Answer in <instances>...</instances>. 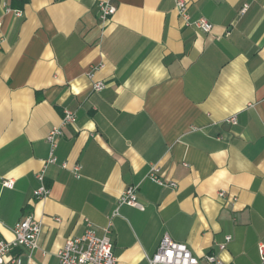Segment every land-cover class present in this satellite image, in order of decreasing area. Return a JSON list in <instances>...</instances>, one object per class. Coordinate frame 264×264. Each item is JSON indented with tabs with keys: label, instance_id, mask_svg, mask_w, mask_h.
Masks as SVG:
<instances>
[{
	"label": "crops",
	"instance_id": "1",
	"mask_svg": "<svg viewBox=\"0 0 264 264\" xmlns=\"http://www.w3.org/2000/svg\"><path fill=\"white\" fill-rule=\"evenodd\" d=\"M185 1L209 32L184 25L174 0H112L105 22L97 0H4L19 16L0 2V239L26 215L42 224L39 247L4 264H58L68 238L88 224L103 235L109 219L116 264H149L164 233L200 264H262L264 0ZM131 185L142 210L118 206Z\"/></svg>",
	"mask_w": 264,
	"mask_h": 264
},
{
	"label": "built area",
	"instance_id": "2",
	"mask_svg": "<svg viewBox=\"0 0 264 264\" xmlns=\"http://www.w3.org/2000/svg\"><path fill=\"white\" fill-rule=\"evenodd\" d=\"M175 9L182 18L183 24L186 26H193L200 31L209 32L212 25L204 18L199 17L191 19L187 12V3L185 0H174ZM4 5L5 12H13L19 16L20 11L12 9L5 5L4 0H0ZM97 8L100 19L107 21L116 11V7L112 0H97ZM1 25V22H0ZM105 84L97 81L92 84L94 90H101ZM76 116L69 110L64 111L62 124L73 123ZM232 123L236 122L235 116L229 118ZM62 135L61 127H53L49 130L46 140L50 145V156L48 162L53 163L56 161L54 149L57 146L58 139ZM64 168H69L76 178L80 177L81 165L78 163L68 166L66 162L61 164ZM148 177L160 184H165L158 176V168L151 166L148 171ZM36 178L40 182L39 186L33 191V196L37 199L43 198L49 194L48 187L43 183L44 173L39 172ZM2 185L12 187L13 180H2ZM169 186H174V183H169ZM136 185L128 186L118 198V206L129 205L138 209H144L143 204L138 201L136 194ZM220 197L224 196V192H219ZM117 213L114 210L113 215ZM111 219L104 227L103 235H98L90 224L85 231L79 236L68 238L62 248L57 252L58 264H116V256L112 250V241L108 235L111 228ZM41 221L34 218L32 215H26L22 220L17 222L12 228L13 238L11 240L0 239V264L5 263V258L13 247H21L30 256L32 252L39 247V236L41 233ZM230 236H226L225 240L228 241ZM220 249L225 248V243L219 244ZM258 253L260 262L264 264V245L259 244ZM206 264H224L223 261L214 254H207L204 256ZM149 264H200L199 259L192 254L187 245L183 242L173 240L167 233H164L159 240L155 252L148 257ZM9 264H20L18 257H10Z\"/></svg>",
	"mask_w": 264,
	"mask_h": 264
}]
</instances>
